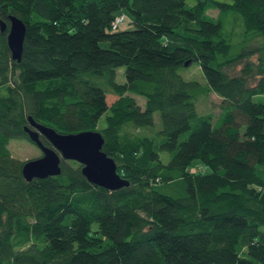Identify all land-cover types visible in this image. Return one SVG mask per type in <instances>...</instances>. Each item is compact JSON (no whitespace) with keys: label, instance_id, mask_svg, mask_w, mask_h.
<instances>
[{"label":"trees","instance_id":"16d2710c","mask_svg":"<svg viewBox=\"0 0 264 264\" xmlns=\"http://www.w3.org/2000/svg\"><path fill=\"white\" fill-rule=\"evenodd\" d=\"M11 12L27 29L18 61L0 28V264H264V0H0ZM194 61L205 81L181 74ZM30 116L100 130L129 183L64 157L26 178L9 141L32 140Z\"/></svg>","mask_w":264,"mask_h":264},{"label":"water","instance_id":"95a60500","mask_svg":"<svg viewBox=\"0 0 264 264\" xmlns=\"http://www.w3.org/2000/svg\"><path fill=\"white\" fill-rule=\"evenodd\" d=\"M7 17L8 20L0 17V28L7 30L6 39L12 59L20 61L26 23L23 18L12 12ZM25 130L42 149L39 156L24 160L22 168L26 178L59 174L62 168L61 158L64 157L79 161L82 172L93 183L110 189L129 183V180L118 172L115 159L103 149L104 135L100 130L92 128L70 132L58 131L54 126L36 121L31 116ZM40 133L50 140L51 145L43 143Z\"/></svg>","mask_w":264,"mask_h":264},{"label":"rangeland","instance_id":"374dc122","mask_svg":"<svg viewBox=\"0 0 264 264\" xmlns=\"http://www.w3.org/2000/svg\"><path fill=\"white\" fill-rule=\"evenodd\" d=\"M187 1L189 3L194 2V0H187ZM211 11L214 13L216 12V10H211ZM123 12H125L126 17L121 21L120 27H122V28L132 27L133 26L132 15L127 10H124ZM100 43H101V45L109 46L108 41H106V40H101ZM179 70L185 78H195V79H199L201 81H205L204 73L202 71V68H201V65L199 62L194 61V62H192V64H189V65L186 64L184 66H181ZM116 77H117L118 81H120V82H122L126 79V77H125V66L123 64H121L118 67ZM114 96L115 95L112 94L111 98ZM136 96L139 99V102L143 104L144 103V97L139 96V95H136ZM220 99H221V96H219L215 92H211L208 98L202 99L200 106H202L204 109L208 108L209 106H213L214 110L216 112H218L219 110H218L217 104L219 103ZM154 118H155L156 126L161 127L162 123H161L160 113L158 110H156V112L154 113ZM99 121H100L101 125L105 122L103 115L99 119ZM9 147L11 148L14 156L20 157L24 160H26L30 157H37V156H39V154L42 153V149H41L40 145H37L34 141H32L28 138L27 139L21 138V137L11 138V140L9 141ZM204 170H208V167H205ZM94 224L96 225V223H94Z\"/></svg>","mask_w":264,"mask_h":264},{"label":"built area","instance_id":"2783aa9c","mask_svg":"<svg viewBox=\"0 0 264 264\" xmlns=\"http://www.w3.org/2000/svg\"><path fill=\"white\" fill-rule=\"evenodd\" d=\"M126 17L125 12L120 11L119 13H117L114 17V19L112 20V28L113 29H118L121 25V21Z\"/></svg>","mask_w":264,"mask_h":264}]
</instances>
